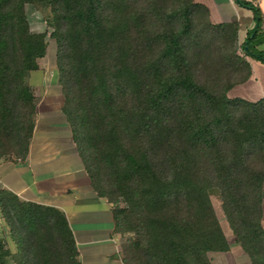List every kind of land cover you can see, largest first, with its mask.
Instances as JSON below:
<instances>
[{"label": "trees", "instance_id": "1", "mask_svg": "<svg viewBox=\"0 0 264 264\" xmlns=\"http://www.w3.org/2000/svg\"><path fill=\"white\" fill-rule=\"evenodd\" d=\"M238 53V24L196 0H0V161L24 159L39 97L34 75L48 30L62 110L92 186L126 236L129 264H212L230 243L212 201L252 264H264V99L230 98L264 62L262 16ZM17 250L0 264H81L65 213L0 190Z\"/></svg>", "mask_w": 264, "mask_h": 264}, {"label": "crops", "instance_id": "2", "mask_svg": "<svg viewBox=\"0 0 264 264\" xmlns=\"http://www.w3.org/2000/svg\"><path fill=\"white\" fill-rule=\"evenodd\" d=\"M196 1L208 8L213 22L237 23L239 43L243 44L257 25L253 9L238 0ZM242 1H251L258 7L264 31V0ZM257 49L264 52V41ZM245 58L252 74L234 85L228 96L253 102L264 99V62L247 55ZM35 86L43 93L33 88L39 103L28 154L24 159L10 157L0 161V190L7 189L23 200L62 210L76 238L81 264H126L123 251L126 236L115 230L110 204L92 186L62 110L64 98L57 74H47ZM105 218L107 227L103 225ZM262 226L264 228V199ZM229 243L228 251L209 252L212 264H252L241 244L235 240Z\"/></svg>", "mask_w": 264, "mask_h": 264}, {"label": "rangeland", "instance_id": "3", "mask_svg": "<svg viewBox=\"0 0 264 264\" xmlns=\"http://www.w3.org/2000/svg\"><path fill=\"white\" fill-rule=\"evenodd\" d=\"M27 11H28V14H29L33 28L35 30H44V29L48 30V39L50 41L49 50H48L46 56L40 60V69L34 75V79L36 78V80H34L33 83L36 82L38 84V82L47 74H51V73L56 74L57 73V64H56V59H55L56 43H55V39L50 36V29L46 25V23L43 21L42 14H41L39 7L33 6V5H27ZM241 45H242L241 43L238 44V53L243 55V50L241 48L242 47ZM36 83L34 84L33 88L36 90L37 93H39V94L43 93L39 89V87L35 86V85H37ZM212 201H213L214 207L216 209V213L218 215L220 223H221L225 233L227 234L228 239L231 241H234L236 239L235 234L231 228V225H230L229 220L226 216V213L223 210L221 198L216 194H212ZM73 222H74L73 223L74 226L77 227L76 222L75 221H73ZM103 223H104L103 224L104 227H107V225H108L107 224L108 223L107 218H105L103 220ZM76 230H77L76 232H78V235H79L80 231H78V229H76ZM100 231H102V230L100 229ZM0 236L5 237L6 241L8 242L9 247L11 248V250L13 252H15L17 250L16 243L14 242V240L12 239V236H11L10 227L7 225L5 219L3 218L1 210H0ZM79 236H81V235H79ZM125 263L129 264L128 260H125Z\"/></svg>", "mask_w": 264, "mask_h": 264}, {"label": "built area", "instance_id": "4", "mask_svg": "<svg viewBox=\"0 0 264 264\" xmlns=\"http://www.w3.org/2000/svg\"><path fill=\"white\" fill-rule=\"evenodd\" d=\"M239 44V43H238ZM242 44V43H241ZM242 46V45H241Z\"/></svg>", "mask_w": 264, "mask_h": 264}]
</instances>
